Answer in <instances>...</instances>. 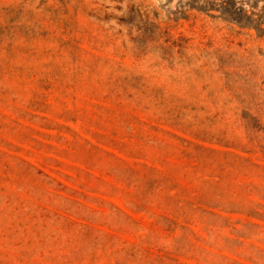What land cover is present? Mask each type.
Instances as JSON below:
<instances>
[{"label":"rangeland","instance_id":"374dc122","mask_svg":"<svg viewBox=\"0 0 264 264\" xmlns=\"http://www.w3.org/2000/svg\"><path fill=\"white\" fill-rule=\"evenodd\" d=\"M0 264H264V0H0Z\"/></svg>","mask_w":264,"mask_h":264}]
</instances>
